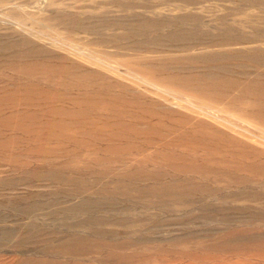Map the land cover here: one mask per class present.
Listing matches in <instances>:
<instances>
[{
    "label": "rangeland",
    "instance_id": "1",
    "mask_svg": "<svg viewBox=\"0 0 264 264\" xmlns=\"http://www.w3.org/2000/svg\"><path fill=\"white\" fill-rule=\"evenodd\" d=\"M0 264H264V0H0Z\"/></svg>",
    "mask_w": 264,
    "mask_h": 264
}]
</instances>
